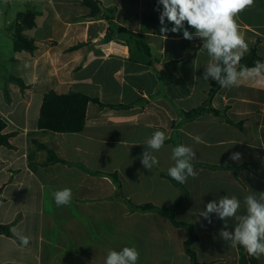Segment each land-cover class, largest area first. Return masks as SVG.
Wrapping results in <instances>:
<instances>
[{
    "label": "crops",
    "instance_id": "0c3cea01",
    "mask_svg": "<svg viewBox=\"0 0 264 264\" xmlns=\"http://www.w3.org/2000/svg\"><path fill=\"white\" fill-rule=\"evenodd\" d=\"M13 1L17 6L9 2L8 12L0 13V121L10 135V146H0V224L11 225L15 238L0 235V264H105L110 250L124 247L137 249V264H192L185 228L161 212L135 208H168L182 196L163 177L175 163V146L167 141L179 135L196 153L197 174L182 183L188 197L175 219L192 225L198 241L191 249L200 264H239L238 247L219 235L237 221L212 213L209 223L201 213L227 195L237 197L242 215L244 198L264 192V84L241 80L210 94L217 82L203 79L210 60L203 42L182 32L161 37L157 0H98L97 16L82 0ZM28 11L37 13L35 27L23 34L37 49L15 52L9 26ZM236 21L249 45L239 66L253 49L264 62V0H254ZM99 39L126 42L128 58L104 57ZM50 91L81 93L104 106L87 105L81 132L53 133L38 126ZM207 102L219 117L184 121L183 112ZM155 131L167 139L152 153L159 163L148 170L140 157ZM197 135L203 143L192 138ZM237 152L241 159L231 160ZM226 167L239 168L237 176ZM64 188L72 199L57 206L53 194ZM19 235L30 238L26 247ZM257 260L264 264V255Z\"/></svg>",
    "mask_w": 264,
    "mask_h": 264
},
{
    "label": "clouds",
    "instance_id": "9594fccd",
    "mask_svg": "<svg viewBox=\"0 0 264 264\" xmlns=\"http://www.w3.org/2000/svg\"><path fill=\"white\" fill-rule=\"evenodd\" d=\"M253 4L254 0H157L156 11L160 12L161 37L167 39L169 32H182L186 40L199 38L203 42L202 48L207 50L210 57L205 66L204 80L212 79L225 88L239 86L241 80L249 79L257 84H264V62L256 61L251 68L239 66L240 60L249 50V45L239 32L236 18ZM166 20L173 25L170 29L165 23ZM189 28L195 31L190 32ZM192 138L197 143L204 142L199 135ZM166 139L165 133L161 131H155L147 139L148 147L140 157L144 168L151 170L159 163L152 153L159 151ZM195 156L196 153L189 146L174 147L171 158L175 163L168 168V175L178 183H186L189 176L194 177L197 174L191 162ZM229 158L239 161L241 154L233 153ZM53 195L57 206L67 205L72 199L69 188L58 190ZM244 204L245 214L237 215L240 201L235 196L226 195L218 202H208L201 216L209 223L212 222V213L222 221L234 218L237 221L234 229L228 231L225 224L219 232L220 237L229 242L231 247H243L250 257L259 259L264 255V192L258 198L254 194L247 195ZM29 239L28 236L19 235L22 246L26 247ZM138 259L139 252L135 247H124L121 251L110 250L105 264H137Z\"/></svg>",
    "mask_w": 264,
    "mask_h": 264
},
{
    "label": "trees",
    "instance_id": "16d2710c",
    "mask_svg": "<svg viewBox=\"0 0 264 264\" xmlns=\"http://www.w3.org/2000/svg\"><path fill=\"white\" fill-rule=\"evenodd\" d=\"M82 4L89 8L90 13L93 16H97L102 10V4L98 0H82ZM36 16L37 13L31 11L19 13L16 16L15 21L9 26V31L12 32V37L14 40L15 52L25 51L28 53H33L37 49L34 41L26 38L23 34L25 31L31 30L35 27ZM256 61L262 62V59L257 56L255 49H253L249 56L242 61L241 66H247L251 68L255 65ZM11 81L23 90L27 88L20 78L12 76ZM220 86L221 85L219 83H212L210 94H214ZM89 103H96L102 107L104 106V104L100 103L99 100L90 98L81 93L71 92L65 95H60L54 91H50L43 97L38 126L40 129L53 133H79L85 127L86 110ZM207 113H211L216 117L221 115L220 111L211 108L209 102H207V104L198 109L192 110L190 112H183L184 121L195 120ZM227 122L233 124L230 119H227ZM236 126L242 128V123H237ZM4 127V123L0 121V146L9 147L10 135H5L2 133ZM167 142L173 143L175 147L182 145L180 135L177 138L172 136ZM49 162H60L65 164L63 160H54L52 158L49 160ZM194 166L196 165L193 164V167ZM226 169L232 170L234 175L237 176L239 168L226 167ZM163 177L167 178L175 187L179 188L183 193L182 196L168 208L159 209L151 204L135 206V208L142 212H161L171 221L174 226L185 228L188 235L187 241L185 242V251L190 257L192 264H200L197 261L195 253L191 249L192 245L198 241V237L195 235L192 225L185 222H178L175 219V213L180 208L182 202L187 199L188 191L182 183H178L169 176L163 175ZM115 182H117L121 188V184L116 178ZM120 198L125 202L127 201L122 194H120ZM0 235L15 238L12 233L11 225L0 224ZM238 250L240 257L239 264H259L257 258L255 256L250 257L243 247L238 246Z\"/></svg>",
    "mask_w": 264,
    "mask_h": 264
},
{
    "label": "built area",
    "instance_id": "2783aa9c",
    "mask_svg": "<svg viewBox=\"0 0 264 264\" xmlns=\"http://www.w3.org/2000/svg\"><path fill=\"white\" fill-rule=\"evenodd\" d=\"M97 48L101 51L102 55L106 58L118 57L122 59L128 58V45L126 42L118 39H109L103 41L99 39L96 41Z\"/></svg>",
    "mask_w": 264,
    "mask_h": 264
},
{
    "label": "rangeland",
    "instance_id": "374dc122",
    "mask_svg": "<svg viewBox=\"0 0 264 264\" xmlns=\"http://www.w3.org/2000/svg\"><path fill=\"white\" fill-rule=\"evenodd\" d=\"M9 2H10V4H11L12 7L17 6L16 3H15V1H13V0H9V1L8 0H0V13L1 14H2V9L7 10V12H8V6H9L8 3Z\"/></svg>",
    "mask_w": 264,
    "mask_h": 264
}]
</instances>
